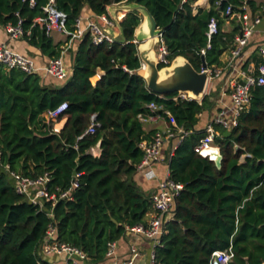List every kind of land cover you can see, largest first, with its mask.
<instances>
[{"label":"trees","instance_id":"16d2710c","mask_svg":"<svg viewBox=\"0 0 264 264\" xmlns=\"http://www.w3.org/2000/svg\"><path fill=\"white\" fill-rule=\"evenodd\" d=\"M66 14L72 31L76 18L87 5L96 15L122 0H53ZM148 9L168 51V64L185 57L201 69L200 50L205 48L208 67L221 66L220 56L230 47L235 32L222 30L220 11L228 4L238 11L251 0H210L209 9H197L195 0H125ZM49 0H0V25L20 19L24 38L49 57L60 48L34 19L43 15ZM256 8H253L255 10ZM217 19V32L207 46V27ZM225 17V16H224ZM226 18V17H225ZM141 22L137 10L120 21L124 40L95 44L89 35L78 40L72 74L60 85H50L38 73L0 65V151L2 163L27 177L50 174L48 188L66 189L75 173L78 186L71 198L59 199L51 208L29 202L15 191L9 175L0 170V264H39L38 251L49 224L56 239L84 251L91 263L105 259L110 241L118 240L127 227L145 224L150 198L134 180L143 157L139 146L154 131L145 132L139 114H159L171 129L188 133L180 139L168 160L169 177L183 185L154 248L157 264H208L214 251L231 247L230 264H264V89H251L248 108L237 124L215 143L222 155L221 167L194 151L204 131L195 128L198 115L211 107L208 94L201 100L177 99V93L158 95L137 73L141 63L134 31ZM101 69L105 74L93 85L90 78ZM66 101V110L47 121L43 113ZM161 109L151 113L149 103ZM168 111V114L163 112ZM95 116L94 133H86ZM67 120L59 130L52 124ZM178 136L172 137V144ZM99 144L100 153L90 149ZM248 154L241 162L242 155ZM51 211V215H49Z\"/></svg>","mask_w":264,"mask_h":264},{"label":"built area","instance_id":"2783aa9c","mask_svg":"<svg viewBox=\"0 0 264 264\" xmlns=\"http://www.w3.org/2000/svg\"><path fill=\"white\" fill-rule=\"evenodd\" d=\"M222 0H216L215 4L219 5ZM30 4H33V0H30ZM237 18L240 21L239 31L234 36L233 43L229 49V59L224 66L208 67L206 68L209 80L217 77L226 69L232 70L234 68L235 59H237L243 48L247 45L248 40L254 30V27L260 22L261 16H251L245 9V5L240 6ZM261 12L264 14V6L261 7ZM232 5L228 4L225 10L221 11V15L226 18L233 16ZM66 14L57 10L54 7V1L49 2L43 7V15L34 19V23H37L46 35H51L53 32H59L66 34L69 37V41L80 39L84 35H89L91 41L95 44L107 42L112 43L115 41V37L107 31V28L114 26V22L107 16V14L92 15L85 18V25H81L82 17L78 16L74 23V29L72 31L67 30L65 21ZM217 19L211 17L207 27V46L209 48L210 38L217 32ZM7 35L12 39H18L24 36L25 31L22 27L21 20L19 19L16 24L5 25ZM158 41L155 45V55L158 63L168 64L167 59L168 51L162 39V33L158 34ZM202 55L205 54V48L200 50ZM258 53L262 58V62L258 65L256 72L254 69L246 68L241 69L237 74L232 77L228 82V92L233 103V115L230 119H225L222 113L219 114L211 123H209L202 138L194 146V151L202 157L208 158L213 161L220 153L219 146L215 143V138L219 136V132L214 128V125H219L224 129L230 130L237 124V119L240 114L245 111L250 103L251 89L253 86L258 85L264 89V45L258 47ZM0 65L7 69H19L27 74L43 73L46 76L58 80H65L69 76V70L67 69L62 56L50 58L44 65L37 67L31 58L24 56L18 52L9 49L5 43L0 42ZM201 70V69H200ZM173 100L177 99H191L186 93H177L172 97ZM67 108V102L64 101L46 112L48 120L57 119ZM147 108L151 113L161 109L155 103L151 102L147 105ZM163 112L168 114L167 110L163 109ZM153 116H160L159 114H139L138 119L144 123L153 118ZM95 116L91 115V124L86 133H94L95 131ZM188 132L182 127L176 129L168 128L166 131H156L149 140H143L139 146L143 150L144 154L137 165L138 170H144L146 176H154V172L151 168L152 162L159 159L160 148L165 138L173 137L177 135L180 139L183 138ZM173 154L171 152L170 156ZM248 155V154H246ZM0 166L14 181L15 191L22 194L29 202L39 205L43 208L44 203H50L51 208L56 204L59 199L71 198V193L78 186L77 177L79 173L74 174V178L71 184L66 189L55 187L53 189L48 188L47 184L50 180V174L44 172L36 177H27L22 175L18 171L11 170L8 164L2 163L1 151H0ZM183 185L179 182L173 181L167 173L166 177L158 183V189L150 196V202L154 209V215L147 224H137L132 227H127V231L139 234L144 238L151 241L152 252L150 254V260L145 263L138 260V251L134 246L130 248V255L123 260H117L115 258V249L117 246L116 240L110 241L105 253L106 258H110L109 264H157L155 260L154 248L159 244L160 237L164 231V224L168 220L171 207L173 206L176 198L178 197ZM51 215V211H49ZM45 243L42 247V251L45 254H62L64 255L68 263L67 264H82L88 259L87 254L80 248L67 244L65 242L58 241L56 239V229L51 223L48 225L45 236ZM233 257L231 247L225 250L214 251L211 255L208 264H230ZM40 264V263H39Z\"/></svg>","mask_w":264,"mask_h":264},{"label":"crops","instance_id":"0c3cea01","mask_svg":"<svg viewBox=\"0 0 264 264\" xmlns=\"http://www.w3.org/2000/svg\"><path fill=\"white\" fill-rule=\"evenodd\" d=\"M209 1L210 0H195L193 4V13H196L197 9L199 8L209 9L210 7ZM251 1H253L254 3L253 7L251 5H248L245 2H243L242 5H245L246 11L251 16L260 15L261 20L254 27V30L248 40V43L243 48L240 56L237 59H235L234 68L232 70L226 69L223 72V74L217 77H214L208 81L205 94H208L209 96V100L211 101V107L209 109H206L205 111H203L201 114L198 115V122L195 125V128L198 130L204 131L206 126L209 123H211L213 119H215L221 113L225 119H230L232 117L233 103H232L231 97L228 92L229 80L232 77H234L237 74V72L241 69L251 68V69H254L256 72L258 65L262 62V58L258 53V47L261 45H264V14L261 12V7L264 6V0H251ZM126 4L127 2L125 0H122L120 2L112 3L106 7L105 14H107V16L114 22V26L111 27V31L113 32L114 34L113 36L115 37L116 40L121 38V30L116 25L112 16H116L118 23H120V21L122 20V18L125 16L127 12H125L119 7L126 5ZM109 7H113V9L109 11L108 10ZM253 8H256V9L253 10ZM238 11H234L235 14L231 16L230 18H225L224 16H222L221 11H220V16L224 19L222 23V30L224 32L226 33L235 32V35L238 33L239 26H240V21L237 18ZM92 15H95V14L89 9L87 5H85L83 7L81 14L79 15L82 17L81 25L84 26L85 18L88 16H92ZM139 15L141 17V22H142L143 18L140 12H139ZM49 36L51 37L53 44L60 48L59 56H62L65 62V65L67 69L69 70V76H70L72 74L73 56L77 49L79 39L69 41V37L66 34L59 33V32H53ZM0 42L5 43L9 49L31 58L37 67H41L50 58H53V57H49L43 54L39 47L31 44L28 40L24 38V36L18 39L10 38L6 33L5 25H0ZM133 42L136 43L137 45L140 42L137 39V28L134 33ZM230 47L226 49L220 56V61L222 63L221 66H224L229 59ZM140 63L141 65L139 69L143 66V63L141 62V60H140ZM38 74L43 79H46V81H48L50 85L63 84L64 81H66V79H68L69 77L68 76L65 80H58L50 76H46L43 73H38ZM104 74L105 72L103 70L97 69L96 73L90 78L91 83L95 85L97 81ZM43 115L47 119L46 112L43 113ZM66 120L67 118L63 117L59 121L54 122L52 124L53 130L59 131L64 126ZM47 121H50V120L47 119ZM216 126H219V125H214L215 129H216ZM168 128L170 127L167 125V122L162 116H153L152 119L143 123V129L145 130V132H151V131H154V132L163 131L164 132ZM216 130L219 132L218 129ZM224 130L227 131V129H224ZM176 136L177 135L173 137H176ZM171 138L172 137H169L163 140L161 148H160L159 159L152 162L151 164V168L154 172V176L152 177L146 176V173L144 170H137L136 173L134 174V180L138 184L139 189L149 198L153 193L157 191L158 183L166 177L167 173H169L168 160L170 158V154L173 151L176 144L180 141V138L177 137L178 138L177 142L174 141V143L172 144ZM90 151L94 156L99 155L100 153L99 144L92 147ZM246 156L248 155H245V154L242 155L239 161L242 162ZM0 170H3L1 166H0ZM173 206L171 207V211L169 213L168 219L172 218ZM153 215H154V209L152 208V204L150 202V209L144 217V223L147 224L152 219ZM116 242H117V246L115 249V258L117 260H123V259L128 258L130 255V248L132 246H134L136 250L138 251L139 261L147 263L150 260V254L153 248H152L151 241L149 239L144 238L143 236L139 234L126 231V233L121 238L116 240ZM44 243H45V240L43 239V241L41 242L39 251H38V254L41 260L44 261V263L39 262L40 264H67L68 263L67 258L62 254H45L42 251V247ZM110 262H111V259L105 257V259L99 263H91L89 262V258H88L82 264H109Z\"/></svg>","mask_w":264,"mask_h":264},{"label":"water","instance_id":"95a60500","mask_svg":"<svg viewBox=\"0 0 264 264\" xmlns=\"http://www.w3.org/2000/svg\"><path fill=\"white\" fill-rule=\"evenodd\" d=\"M119 8L125 12L137 10L142 15L143 21L136 28L137 39L140 41L137 45L138 56L143 66L137 73L144 78L147 88L158 95L174 92L186 93L191 99L201 100L206 93L209 81L204 55L201 56V70L199 71L183 56H176L169 65L159 67L155 55V45L159 39L158 34L161 33V29L157 27L151 13L146 7L133 2ZM112 9L113 7L108 8L109 11ZM112 17L121 30V38L118 41L122 42L124 40L122 28L116 16ZM107 31L114 35L111 28H107ZM224 134L229 135L230 131L227 130ZM221 162L222 155L219 153L214 160L217 168L221 167Z\"/></svg>","mask_w":264,"mask_h":264}]
</instances>
